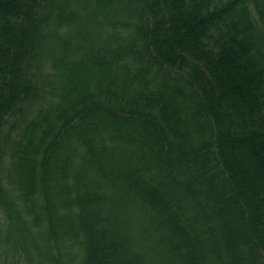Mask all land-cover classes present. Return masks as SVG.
I'll use <instances>...</instances> for the list:
<instances>
[{
  "label": "trees",
  "instance_id": "trees-1",
  "mask_svg": "<svg viewBox=\"0 0 264 264\" xmlns=\"http://www.w3.org/2000/svg\"><path fill=\"white\" fill-rule=\"evenodd\" d=\"M0 211L48 264H264V0H0Z\"/></svg>",
  "mask_w": 264,
  "mask_h": 264
},
{
  "label": "rangeland",
  "instance_id": "rangeland-1",
  "mask_svg": "<svg viewBox=\"0 0 264 264\" xmlns=\"http://www.w3.org/2000/svg\"><path fill=\"white\" fill-rule=\"evenodd\" d=\"M253 5V4H252ZM111 7V6H110ZM109 7V8H110ZM253 13H256L255 17L258 19L259 14L258 12L252 8ZM83 12V11H82ZM122 14V15H121ZM83 16L85 18V21L88 25L86 27L88 28L89 32L92 34L94 38H105L108 33L113 30L114 28L125 30L126 27L122 24L123 22L127 21H134L135 18H132L131 16L127 19V14L124 12L117 14L119 17H109L106 16L103 13H99L95 19L88 21L87 20V14L86 12H83ZM120 19V20H118ZM126 20V21H125ZM114 21L116 22V25H114ZM127 32V31H126ZM7 167V164L5 165ZM3 175L5 178H8L7 175V168L3 170ZM125 203L123 204V206ZM125 208H127V211H125ZM131 207L129 206V203L126 204L125 207H123V213H127V215L131 214ZM119 213V212H118ZM119 214H122L121 212ZM135 217L141 219L144 224L147 220H149L147 215H143V212L139 210L137 207H135ZM133 225L136 227V233H134V236L136 238V241L138 243L137 249L139 251H145L147 249V252L150 253V257L153 255L149 249L154 248L153 244V236L146 237V234L144 235L141 232V227L143 226L140 224L137 219L135 218L133 221ZM138 226V230H137ZM0 227L3 228L4 233L8 232L6 230L7 222L6 218L3 212L0 211ZM35 230V236H30L29 239H25L24 235L15 233V234H7L3 236V243L0 247V264H48V257L45 254H40L38 247L42 246L44 248L45 242L41 237H38L37 235V229ZM20 235L24 237H20ZM36 237V238H35ZM1 240V239H0ZM152 246L151 248H147L146 246ZM155 254V253H154ZM28 256L31 257V259H28ZM67 258V256H66ZM73 264H79L78 260L72 259Z\"/></svg>",
  "mask_w": 264,
  "mask_h": 264
}]
</instances>
